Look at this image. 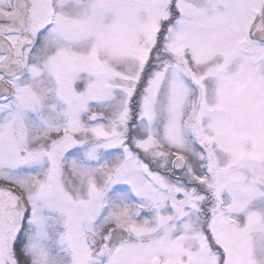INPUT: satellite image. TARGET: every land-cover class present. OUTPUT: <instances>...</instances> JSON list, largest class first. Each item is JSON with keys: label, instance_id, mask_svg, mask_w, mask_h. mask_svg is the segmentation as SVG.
<instances>
[{"label": "snow or ice", "instance_id": "1", "mask_svg": "<svg viewBox=\"0 0 264 264\" xmlns=\"http://www.w3.org/2000/svg\"><path fill=\"white\" fill-rule=\"evenodd\" d=\"M0 264H264V0H0Z\"/></svg>", "mask_w": 264, "mask_h": 264}]
</instances>
